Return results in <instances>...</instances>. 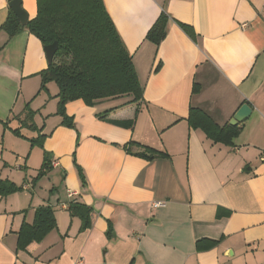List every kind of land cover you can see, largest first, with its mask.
I'll use <instances>...</instances> for the list:
<instances>
[{
  "label": "crops",
  "instance_id": "crops-1",
  "mask_svg": "<svg viewBox=\"0 0 264 264\" xmlns=\"http://www.w3.org/2000/svg\"><path fill=\"white\" fill-rule=\"evenodd\" d=\"M21 1L33 20L37 0ZM103 2L143 100L69 102L71 129L57 115L59 89L50 83L41 91L40 73L49 67L41 41L27 29L13 38L1 30L10 2L0 0V179L28 186L0 196V264H264V0ZM162 12L170 20L157 46L146 36ZM246 103L252 113L236 125L242 130L233 145L189 124L197 109L221 128L231 125ZM27 104L37 110L47 137L40 149L53 167L34 187L27 169L35 147L12 132ZM48 109L55 117L41 127L37 116ZM133 142L168 157L130 154ZM73 200L93 209L90 229L81 232L80 218L63 208ZM45 205L56 211L57 230L18 250L23 223Z\"/></svg>",
  "mask_w": 264,
  "mask_h": 264
},
{
  "label": "trees",
  "instance_id": "trees-1",
  "mask_svg": "<svg viewBox=\"0 0 264 264\" xmlns=\"http://www.w3.org/2000/svg\"><path fill=\"white\" fill-rule=\"evenodd\" d=\"M169 20L167 13L162 12L146 39L157 46L161 44L166 38ZM178 24L193 41L197 40L192 27L179 22ZM25 29L36 36L44 48L58 42L53 63L40 73L41 91H48L47 86L50 83L57 85V115L62 117V125L65 127H75L74 119L66 114V105L69 102L82 100L92 107L100 101L119 97H130L132 104L143 100V87L133 58L107 13L103 0H37V16L30 20L26 27L20 25L17 16L10 9L9 17L1 30L13 38ZM197 91L198 88L194 90L195 93ZM110 112L111 110L106 114ZM35 117L36 112L27 104L22 114L14 118L20 126L12 129V132L15 136L29 141L32 147L38 146L44 150L47 137L42 134V129L37 127ZM188 121L192 127L201 128L210 139L226 145H233V140L242 130L239 126L228 124L221 128L197 109H191ZM23 130L36 132L37 135L25 136ZM132 147H136L138 151H132ZM125 149L130 154L147 160L168 157L164 152L134 142ZM52 169L50 156L44 151L43 164L31 182L32 187ZM80 177L84 184V176L81 174ZM24 190L25 186L0 179V196L3 198ZM67 210L72 217H78L82 221L81 232L91 228V207L73 200L68 204ZM57 228L54 207H38L34 222H24L18 233V250H25L34 242H42ZM197 248L201 249L200 246Z\"/></svg>",
  "mask_w": 264,
  "mask_h": 264
},
{
  "label": "water",
  "instance_id": "water-1",
  "mask_svg": "<svg viewBox=\"0 0 264 264\" xmlns=\"http://www.w3.org/2000/svg\"><path fill=\"white\" fill-rule=\"evenodd\" d=\"M9 7L17 16V18L20 22V25L23 27H26L28 25V22H29L28 21V14L22 8V1L21 0H13L12 2H10ZM44 49H45L49 64H52L54 57H55L57 50H58V42H54L53 44L46 46ZM251 113H252L251 106L248 103L244 104L238 110V112L235 114V116L231 120L230 124L233 126H236L240 123L245 122L250 117Z\"/></svg>",
  "mask_w": 264,
  "mask_h": 264
},
{
  "label": "rangeland",
  "instance_id": "rangeland-1",
  "mask_svg": "<svg viewBox=\"0 0 264 264\" xmlns=\"http://www.w3.org/2000/svg\"><path fill=\"white\" fill-rule=\"evenodd\" d=\"M52 88H54V90L56 89L58 91V87H57V85L55 83L52 84ZM51 93H52V91L50 90V94ZM47 95H48V93H45L43 96L46 97ZM52 96H55V95L51 94L50 98ZM34 111H37V110L34 109ZM49 111H50L49 109L45 110L44 116H45L46 119L45 118L43 119L40 115L37 116L38 117L37 124L40 125L41 127L44 125V123L46 121H51L52 122L53 118L55 117V116H53L54 112H49ZM34 152L35 153L33 154L30 168L27 169V175L29 176V179L30 178L33 179V177L36 178V176L38 175V170H40V168L42 167L43 159H44L43 156H42V152H41L40 147L36 146ZM44 182H45V180H44Z\"/></svg>",
  "mask_w": 264,
  "mask_h": 264
},
{
  "label": "built area",
  "instance_id": "built-area-1",
  "mask_svg": "<svg viewBox=\"0 0 264 264\" xmlns=\"http://www.w3.org/2000/svg\"><path fill=\"white\" fill-rule=\"evenodd\" d=\"M25 189H28V186H26ZM76 195H77V194H76V193H73V192H72V193H71V192L69 193V197H70V198H72V197H74V196H76ZM160 204H161V203H157V204H155V206H159ZM161 205H162V204H161ZM63 206H64L63 208H65V209L68 208V205H66V204L63 205ZM78 264H83V262L80 261V262H78Z\"/></svg>",
  "mask_w": 264,
  "mask_h": 264
}]
</instances>
